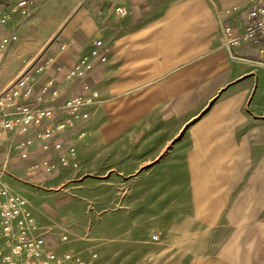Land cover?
<instances>
[{"label":"crops","instance_id":"crops-1","mask_svg":"<svg viewBox=\"0 0 264 264\" xmlns=\"http://www.w3.org/2000/svg\"><path fill=\"white\" fill-rule=\"evenodd\" d=\"M250 1L0 0V36H15L0 57V93L28 75L32 91L17 101L55 108L36 128L2 133L7 195L23 198L26 189H14V182L40 180L58 157L126 146L132 139L139 142L135 149L147 145L149 155H158L176 150L172 141L179 139L188 170L212 173L200 186L214 187L221 206L249 210L256 204L264 211V53L238 37ZM234 6L239 13H226ZM220 21L231 26L235 42L224 43ZM94 48L97 55H91ZM82 57L91 67L66 79ZM49 79L53 83L41 91ZM74 96L89 104L75 116L58 110ZM58 122L62 129L37 136ZM250 216L244 218L260 217Z\"/></svg>","mask_w":264,"mask_h":264},{"label":"rangeland","instance_id":"rangeland-1","mask_svg":"<svg viewBox=\"0 0 264 264\" xmlns=\"http://www.w3.org/2000/svg\"><path fill=\"white\" fill-rule=\"evenodd\" d=\"M126 143L71 159L58 157L40 180L14 182V189L27 191L20 213L28 212L32 221L26 219L25 232L43 237L45 248L32 263L24 253L15 254L13 264H36L49 251L56 260L68 251L85 264H264L260 205L251 204L249 210L221 206L222 195L216 196L214 187L200 186L212 173L188 170L187 159L178 154L179 139L172 141L176 150L163 149L158 155H149L147 145L135 149L139 142L133 139ZM225 174L217 173L223 179ZM3 177L0 173V185ZM6 198L0 195V204ZM250 215L260 217L244 218ZM10 216L14 232L21 215ZM2 224L0 215V264H7L2 256L10 240L1 233ZM61 235L67 239L62 241Z\"/></svg>","mask_w":264,"mask_h":264},{"label":"built area","instance_id":"built-area-1","mask_svg":"<svg viewBox=\"0 0 264 264\" xmlns=\"http://www.w3.org/2000/svg\"><path fill=\"white\" fill-rule=\"evenodd\" d=\"M19 4H23L20 2ZM119 10V8H118ZM120 11V10H119ZM230 11L239 13L238 7H232L226 10V13ZM243 26L239 34V38L257 47V52L264 53V0H251L245 12L241 16ZM220 31L225 44L235 42L238 37H231L230 31L231 26L223 22H219ZM15 36L1 35L0 36V57L4 51L7 50ZM96 45H100L101 41L97 40L94 42ZM98 49L94 48L91 51V55H97ZM104 58L100 56V60ZM91 67L90 61L86 57L80 58L66 73V79H72L77 76H82L87 69ZM30 77L28 75L19 76L12 89L3 90L0 93V139L3 132H17L24 133L30 128H36L41 124L43 118H49L54 113V107L45 108H34L24 102H18L19 97H27L32 91V86L29 83ZM53 83L52 79H49L45 85L42 86L41 91L46 90L48 86ZM57 95V89H53L50 92V96L54 97ZM41 96L36 97V101L39 102ZM89 101L87 98L82 96H74L63 100L59 105L58 110L66 111L67 113L75 116L81 105H88ZM81 117L85 119L87 113H82ZM64 125L60 122L47 128L43 133L37 136L41 139H45L56 129H62ZM30 139L26 140V144H29ZM59 145L57 144L56 147ZM43 148H46L44 145ZM25 154H22L24 156ZM0 195H6V200L0 204V215L3 217V224L1 226V233L9 237L8 251H4L2 256L3 260L7 264H13L12 256L15 254H23L29 263H32L33 257L36 255L39 249L45 248V242L43 237L40 235L29 236L26 234L27 229L25 224L26 219L32 221L29 218L28 212H21V207L26 203L25 199L19 196L7 195L6 190L0 185ZM11 214L21 215V219L18 220V228L12 232V225L10 222ZM28 217V218H27ZM61 240L67 239L66 235H61ZM1 252V251H0ZM27 262V263H28ZM62 262H69L72 264H85L83 259L75 257L68 251H64L61 257L56 260L54 254L49 251L45 254L44 259L38 261L36 264H61ZM24 263V264H27Z\"/></svg>","mask_w":264,"mask_h":264}]
</instances>
